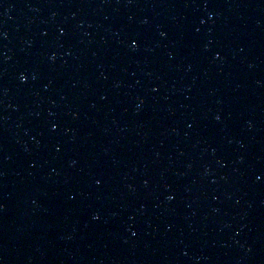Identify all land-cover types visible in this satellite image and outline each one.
Wrapping results in <instances>:
<instances>
[{
	"label": "water",
	"instance_id": "1",
	"mask_svg": "<svg viewBox=\"0 0 264 264\" xmlns=\"http://www.w3.org/2000/svg\"><path fill=\"white\" fill-rule=\"evenodd\" d=\"M0 264H264V0H0Z\"/></svg>",
	"mask_w": 264,
	"mask_h": 264
}]
</instances>
